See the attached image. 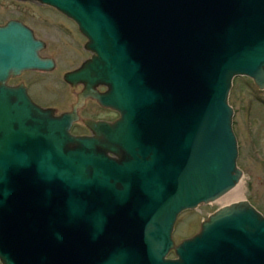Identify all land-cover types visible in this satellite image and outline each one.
<instances>
[{"label":"water","instance_id":"water-1","mask_svg":"<svg viewBox=\"0 0 264 264\" xmlns=\"http://www.w3.org/2000/svg\"><path fill=\"white\" fill-rule=\"evenodd\" d=\"M18 1L73 21L91 56L64 74L84 89L55 116L3 86L55 63L21 22L0 26V264H87L103 228L116 230L119 264H264V216L244 199L171 238L180 213L243 175L228 96L240 76L264 89V0ZM87 98L120 117L74 136Z\"/></svg>","mask_w":264,"mask_h":264},{"label":"rangeland","instance_id":"rangeland-1","mask_svg":"<svg viewBox=\"0 0 264 264\" xmlns=\"http://www.w3.org/2000/svg\"><path fill=\"white\" fill-rule=\"evenodd\" d=\"M11 19L32 26L46 44L42 54L49 55L56 63L51 72L39 74L37 90L41 95L38 102L44 107H53L57 113L69 112L80 88L72 90L64 82L63 75L90 58L91 53L84 47L86 38L80 34L74 22L55 9L38 2L0 0V24ZM51 89L55 91L53 96ZM62 94L64 97L60 98ZM86 100L78 109L80 122L88 117L115 118L112 113ZM228 103L234 111L233 130L238 143L237 166L243 172L239 181L241 198L264 216V89H258L247 77H236L232 81ZM81 124L76 125L74 132L86 131V125ZM224 196L222 197L225 198ZM220 199L208 205H200L194 211L188 210L179 214L172 234L174 242L178 243L197 234L203 221L220 207L233 202Z\"/></svg>","mask_w":264,"mask_h":264},{"label":"flooded vegetation","instance_id":"flooded-vegetation-1","mask_svg":"<svg viewBox=\"0 0 264 264\" xmlns=\"http://www.w3.org/2000/svg\"><path fill=\"white\" fill-rule=\"evenodd\" d=\"M11 20H13V19H11ZM11 20H8V21H11ZM8 21H6L4 24H0V26L5 25ZM16 21L21 22L24 26L29 28L31 30V32L33 33V37H34L35 40H40V41L43 42L44 48H43V50L38 51V55L40 57H42V58H45V59L48 58V59L53 60L51 57H49V55L42 54V52L46 49V44L43 41V39H41L37 35L35 29L32 26H29V25L25 24L24 22H22L20 20H16ZM55 65H56V63H55ZM51 71H40V70H36V69H31V70L22 71V72H20L19 74H16V75L11 74L6 79V81L3 84V86H5V88L11 89V90H16L17 88L21 87L22 89L25 90L27 96L29 97V99H30V101H31V103L33 105H36V106H39V107H42V108H48V107L42 106L38 102L37 99H39V96L41 95V93H39V91L37 90V87H39V83H40L39 74L40 73H47V72H51ZM71 71H73V70H71ZM67 85H69V84H67ZM69 86H70V88L72 90L76 89L77 87L80 88L79 92H77L75 94L76 101H77V96H78V94L80 92H82V90L84 89V86L82 84H79V85H76V86H71V85H69ZM0 87H2L1 84H0ZM96 90H97L98 93H104L106 91V87L102 86V85H99V86H97ZM54 94H55V91L53 89H51V95L53 96ZM59 97L62 98V97H64V95L62 94ZM86 101L94 102L96 105H98V107L100 109L108 111L109 113H112L115 118L88 117L87 119H83L80 122L81 116H80V113H79L80 110H78L77 111V115H78V120L79 121L72 124L71 130H70V133L72 135L80 136V137H82V136H90L91 135L90 130H88L87 128H86L85 132L84 131L79 132V133L74 132V131H76L75 130L76 125L82 123L85 126V124L83 123V121H85V120L103 121V122H107V123H114L115 121H117L119 119V117H120L119 114L116 111H114L113 109L104 107V106L100 105L97 101H94L93 99H87ZM10 102H12V103L15 102L16 103L17 100L16 99H11V95H10ZM72 105H71V107H72ZM51 110H53L55 116L56 115L59 116V115H61L64 112H68V111H64V112H61V113H57L53 107H51ZM16 113L18 114V110H16ZM263 155H264V152H263ZM186 211H188V210H186ZM190 211H194V210H190ZM200 227H201V225H200ZM173 231H174V228H173ZM173 231H172V234H173ZM99 232H100L101 236L98 238V240L93 239L90 243L88 242V246H86V247H88V249H87V257H88L87 264H119V259H118L119 238H118V236H116V230L110 229V228H103V229H100ZM172 234H171V238H172V241H173V247H176L182 241L187 240V239H189V238H191V237H193L195 235L194 234V235H192L190 237L182 239L178 243H175L174 240H173ZM167 258H169V259H174L175 258V252H174L173 248L169 251V253L167 255Z\"/></svg>","mask_w":264,"mask_h":264},{"label":"bare ground","instance_id":"bare-ground-1","mask_svg":"<svg viewBox=\"0 0 264 264\" xmlns=\"http://www.w3.org/2000/svg\"><path fill=\"white\" fill-rule=\"evenodd\" d=\"M240 188H241V183H238L232 190H231V192L229 193V194H227V196L225 197L224 195V197L225 198H219L220 200H222V199H224L225 201H233L232 203H234V202H238V201H241V200H243L242 198H241V191H240ZM218 199V200H219ZM231 204V203H230ZM227 205H229V204H227Z\"/></svg>","mask_w":264,"mask_h":264}]
</instances>
